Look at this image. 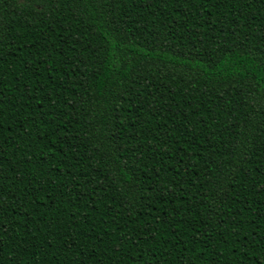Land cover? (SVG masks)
Wrapping results in <instances>:
<instances>
[{"label":"trees","instance_id":"1","mask_svg":"<svg viewBox=\"0 0 264 264\" xmlns=\"http://www.w3.org/2000/svg\"><path fill=\"white\" fill-rule=\"evenodd\" d=\"M0 264H264V0H0Z\"/></svg>","mask_w":264,"mask_h":264}]
</instances>
